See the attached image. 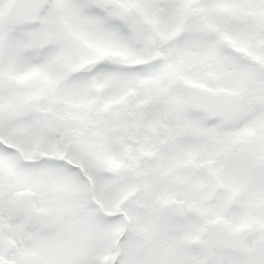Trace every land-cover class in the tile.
Masks as SVG:
<instances>
[{"label": "snow or ice", "instance_id": "snow-or-ice-1", "mask_svg": "<svg viewBox=\"0 0 264 264\" xmlns=\"http://www.w3.org/2000/svg\"><path fill=\"white\" fill-rule=\"evenodd\" d=\"M0 264H264V0H0Z\"/></svg>", "mask_w": 264, "mask_h": 264}]
</instances>
